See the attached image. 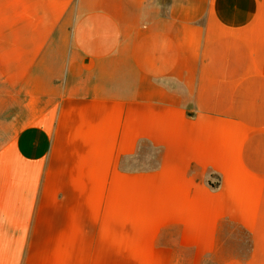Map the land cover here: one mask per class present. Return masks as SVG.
I'll return each mask as SVG.
<instances>
[{
    "label": "crops",
    "instance_id": "0c3cea01",
    "mask_svg": "<svg viewBox=\"0 0 264 264\" xmlns=\"http://www.w3.org/2000/svg\"><path fill=\"white\" fill-rule=\"evenodd\" d=\"M0 264H264V0H0Z\"/></svg>",
    "mask_w": 264,
    "mask_h": 264
},
{
    "label": "trees",
    "instance_id": "16d2710c",
    "mask_svg": "<svg viewBox=\"0 0 264 264\" xmlns=\"http://www.w3.org/2000/svg\"><path fill=\"white\" fill-rule=\"evenodd\" d=\"M153 149H154L153 157H154L155 163L151 165L150 168H157L159 166V161H160V150L158 148H153ZM210 176L214 177L215 175L211 173ZM208 183L211 187L217 188L219 186V177H216L214 181L209 179Z\"/></svg>",
    "mask_w": 264,
    "mask_h": 264
},
{
    "label": "rangeland",
    "instance_id": "374dc122",
    "mask_svg": "<svg viewBox=\"0 0 264 264\" xmlns=\"http://www.w3.org/2000/svg\"><path fill=\"white\" fill-rule=\"evenodd\" d=\"M166 4H167V0H162V6H163V8L166 7ZM148 152H149V149L146 147V148L144 149V153L146 154V158L149 156V155H148ZM150 158H151V156H150Z\"/></svg>",
    "mask_w": 264,
    "mask_h": 264
}]
</instances>
